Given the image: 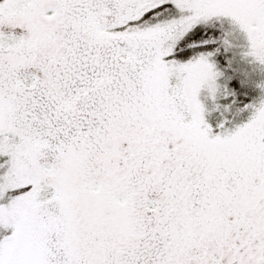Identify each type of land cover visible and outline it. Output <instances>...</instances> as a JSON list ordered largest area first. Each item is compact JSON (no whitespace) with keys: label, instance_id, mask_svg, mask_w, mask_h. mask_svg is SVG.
I'll use <instances>...</instances> for the list:
<instances>
[{"label":"snow or ice","instance_id":"1","mask_svg":"<svg viewBox=\"0 0 264 264\" xmlns=\"http://www.w3.org/2000/svg\"><path fill=\"white\" fill-rule=\"evenodd\" d=\"M0 264H264V0H0Z\"/></svg>","mask_w":264,"mask_h":264}]
</instances>
